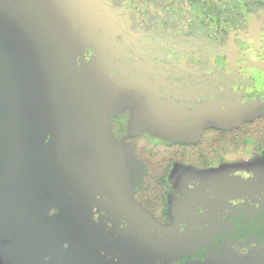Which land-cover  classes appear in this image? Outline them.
<instances>
[{"label": "rangeland", "instance_id": "obj_1", "mask_svg": "<svg viewBox=\"0 0 264 264\" xmlns=\"http://www.w3.org/2000/svg\"><path fill=\"white\" fill-rule=\"evenodd\" d=\"M212 1L229 20L192 23L188 0H0V264H152V247L103 250L116 222L184 253L231 228L244 205L225 187L260 176L264 151L172 165L159 224L135 197L146 167L128 141L195 142L264 113V6ZM227 250L195 264H264Z\"/></svg>", "mask_w": 264, "mask_h": 264}, {"label": "trees", "instance_id": "obj_2", "mask_svg": "<svg viewBox=\"0 0 264 264\" xmlns=\"http://www.w3.org/2000/svg\"><path fill=\"white\" fill-rule=\"evenodd\" d=\"M193 16H195L194 22L198 21V25L204 23H215L224 20H229L230 17L224 14L229 8H224V4H215L212 0H188ZM235 2L246 3L249 2L260 4L264 6V0H235ZM132 8V0L130 2ZM231 8L237 10L238 6L230 4ZM129 7V4H128ZM205 13L206 17L198 16L200 11ZM196 20V21H195ZM215 25V24H214ZM226 32V31H225ZM241 44V43H239ZM114 123V127H115ZM134 149L135 157L141 161L145 167L146 172L143 177V184L135 191L136 199L143 205L147 211H149L155 220L159 224H167L170 222V210H169V195L173 190V187L169 183V175L174 164H183L192 166L196 169H208L226 162V158L230 154H236L238 152H245L250 150L252 154L259 155L264 151V113L240 122L234 127H218V126H205L202 128L199 138L195 142L190 143H167L157 142L154 139L149 138L147 135L139 134L132 135L128 138ZM262 173H260V176ZM257 176V177H260ZM224 178L223 180H225ZM222 180V182H223ZM249 180V179H248ZM224 184V182H223ZM223 184L221 186H223ZM258 215V213L256 214ZM247 213H242L240 216L233 214L234 226H240V230H227L225 232L224 226L220 229L223 231L224 236L231 235L236 238H242L243 240L248 238L258 237L259 243H264V222L260 221V217L248 218ZM110 232L106 238L107 241L120 244L121 239H124L126 246L129 250H124L125 246L120 247L118 250H114L111 245V249L107 246L103 250H110L111 255L116 252H122L128 258H135L141 256L142 253H148V248L152 247L154 243L162 242L163 245L158 244L160 247L159 254L160 260L156 264H184L186 261L203 259L206 253L204 249L197 250L196 252H183L181 256L167 251V241L163 238L155 237L142 232L139 239L134 238V234L126 235L123 230H118L113 226H108ZM234 228V227H233ZM120 229V228H119ZM154 233L156 230L154 229ZM220 233V232H218ZM115 237V240L113 238ZM121 238V239H120ZM194 238V236H193ZM254 243L256 241L254 240ZM188 243L184 245L183 249H188ZM261 245V244H260ZM244 246V245H241ZM246 247V246H244ZM166 250V251H165ZM176 252L179 253V250ZM152 256L156 258L155 252L152 250ZM155 260L152 258V264Z\"/></svg>", "mask_w": 264, "mask_h": 264}, {"label": "flooded vegetation", "instance_id": "obj_3", "mask_svg": "<svg viewBox=\"0 0 264 264\" xmlns=\"http://www.w3.org/2000/svg\"><path fill=\"white\" fill-rule=\"evenodd\" d=\"M257 170H260L262 173V175L260 177L254 178V176L253 177L252 176H246L247 178H249L250 181L253 180L254 184L252 187L247 186L246 183L248 182V179L247 178L243 179L241 176H239V177L242 178L240 180V185L242 187L240 185L237 186V184L235 186H231L229 184L227 187H225L224 197L226 198V200H228V201L230 200L229 202H235V201L243 202L242 205H244V208L242 210H241V208H239V210H238V208H236L239 211V213L237 214L239 216L242 213H247L248 218H254L255 219V217L257 216L256 215L257 213H259L260 211H264V168H263V166H261ZM224 181L225 180H223V182ZM239 202H237L236 205L239 204ZM247 207H249V208H247ZM229 215H230V213L228 214V216ZM228 216H227V219L231 221V219L233 217L231 219H229ZM113 224H114L113 227H115L116 229L119 228L117 222L113 223ZM234 224H236V222L234 220L231 221V228L229 230L233 229ZM116 226H118V228ZM120 229L123 230L122 228H120ZM224 230H225V232L227 231V229H224ZM221 231H219L220 233H216L211 241H205L207 244L203 243L200 245V247L193 248V250L191 252H196L197 250L204 249V252L205 251L207 252V250H209L212 252V254L215 255V254H219L220 252H222L224 250V248H227V249H232L234 251V253L237 255L244 256V255H248V253L251 252L250 249H252V248L264 251V243L263 244L260 243L261 245L259 243L254 244V240L258 239V237L248 238V239L243 240L242 238L238 239V238L233 237L231 235L224 236L223 232H221ZM141 233L142 232H136L135 233L136 235L134 234V238L139 239ZM108 236H109V232H107L105 234L106 238ZM151 237H152V235H151ZM159 238H161V237H159ZM113 240H115V237L113 238ZM121 241L122 242H120V244H118V247L120 248L122 246H125L124 250H129L128 246H126L127 244L124 241V239H121ZM158 244H161V243L157 242L156 244L154 243V245H152V250L155 252V255H156L155 262H154L155 264L158 263L159 261H161L160 260L161 255L159 254V251H160L159 248L160 247L158 246ZM241 245H244L246 247L241 246ZM167 246L169 247V248H166L167 251H172L173 253H176L179 256H181L184 252V249H183L184 246L179 249V253L173 250L175 248H178L177 246H175L169 242L167 243ZM210 248H212V250H210ZM227 251L230 253H233V251H231V250H227ZM203 256H204V258H206L207 253ZM211 256H213V255H211ZM207 258H208V256H207ZM203 259H196V260H191V261H195L194 262V264H195V263H201V262H198V260H203ZM205 264H208V263H205Z\"/></svg>", "mask_w": 264, "mask_h": 264}]
</instances>
